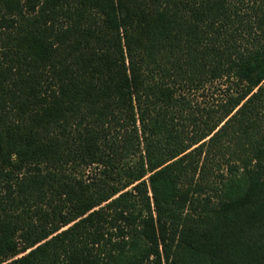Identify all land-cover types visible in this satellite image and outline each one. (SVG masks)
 <instances>
[{
  "label": "trees",
  "instance_id": "obj_1",
  "mask_svg": "<svg viewBox=\"0 0 264 264\" xmlns=\"http://www.w3.org/2000/svg\"><path fill=\"white\" fill-rule=\"evenodd\" d=\"M0 264H264V0H0Z\"/></svg>",
  "mask_w": 264,
  "mask_h": 264
},
{
  "label": "rangeland",
  "instance_id": "obj_2",
  "mask_svg": "<svg viewBox=\"0 0 264 264\" xmlns=\"http://www.w3.org/2000/svg\"><path fill=\"white\" fill-rule=\"evenodd\" d=\"M239 85L232 77H219L213 79L203 86L184 91V95L190 99L191 103L203 110L209 106H215L219 101H225L229 94L236 93ZM87 172L92 171L93 167H87Z\"/></svg>",
  "mask_w": 264,
  "mask_h": 264
}]
</instances>
